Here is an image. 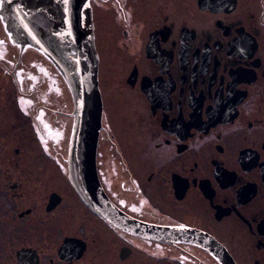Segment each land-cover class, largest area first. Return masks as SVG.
<instances>
[{"label": "flooded vegetation", "instance_id": "flooded-vegetation-1", "mask_svg": "<svg viewBox=\"0 0 264 264\" xmlns=\"http://www.w3.org/2000/svg\"><path fill=\"white\" fill-rule=\"evenodd\" d=\"M90 6L109 200L211 237L235 264H264V0ZM64 99L55 67L13 44L0 17V264H220L196 245L123 233L81 202Z\"/></svg>", "mask_w": 264, "mask_h": 264}, {"label": "water", "instance_id": "water-1", "mask_svg": "<svg viewBox=\"0 0 264 264\" xmlns=\"http://www.w3.org/2000/svg\"><path fill=\"white\" fill-rule=\"evenodd\" d=\"M90 1L0 0V17L10 41L46 57L70 94L73 122L67 169L72 188L94 215L123 233L151 241L196 245L220 264H235L211 237L187 228L139 221L117 208L105 194L96 169L103 106Z\"/></svg>", "mask_w": 264, "mask_h": 264}, {"label": "rangeland", "instance_id": "rangeland-1", "mask_svg": "<svg viewBox=\"0 0 264 264\" xmlns=\"http://www.w3.org/2000/svg\"><path fill=\"white\" fill-rule=\"evenodd\" d=\"M68 95V94H67ZM64 106H63V109L65 110V112H68L69 111V104H68V100H65L64 99ZM70 127L67 126V130H69Z\"/></svg>", "mask_w": 264, "mask_h": 264}]
</instances>
